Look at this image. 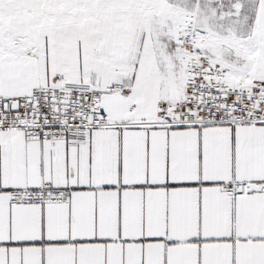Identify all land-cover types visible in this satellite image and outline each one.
<instances>
[{"label":"crops","instance_id":"1","mask_svg":"<svg viewBox=\"0 0 264 264\" xmlns=\"http://www.w3.org/2000/svg\"><path fill=\"white\" fill-rule=\"evenodd\" d=\"M5 21L0 6V34ZM160 26L115 6L0 42V98L89 87L114 124L54 142L0 130V264H264V125L155 126L158 102L185 87L183 32ZM115 83L128 94L106 91ZM232 181L249 193L226 194ZM42 182L69 201L8 203V189Z\"/></svg>","mask_w":264,"mask_h":264},{"label":"built area","instance_id":"2","mask_svg":"<svg viewBox=\"0 0 264 264\" xmlns=\"http://www.w3.org/2000/svg\"><path fill=\"white\" fill-rule=\"evenodd\" d=\"M183 47L185 87L182 98L160 100L154 125L163 128L264 125V77L248 84H229V71L198 48L192 31L179 39ZM106 91L128 94L115 83ZM101 91L84 87L38 86L28 94L0 98V130H20L26 141L54 142L76 138L89 130L113 127L100 108ZM232 197L246 196L249 182L222 185ZM72 195L68 187L42 182L35 188H10L8 203L65 204Z\"/></svg>","mask_w":264,"mask_h":264},{"label":"rangeland","instance_id":"3","mask_svg":"<svg viewBox=\"0 0 264 264\" xmlns=\"http://www.w3.org/2000/svg\"><path fill=\"white\" fill-rule=\"evenodd\" d=\"M0 6L6 19L0 42L11 48L27 42L28 29L40 36L102 8L136 6L155 29L165 22L180 29L181 37L192 31L200 51L226 68L232 81L264 77V0H0ZM13 13L19 23H11Z\"/></svg>","mask_w":264,"mask_h":264}]
</instances>
